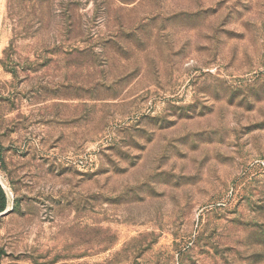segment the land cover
Returning <instances> with one entry per match:
<instances>
[{"label":"rangeland","instance_id":"obj_1","mask_svg":"<svg viewBox=\"0 0 264 264\" xmlns=\"http://www.w3.org/2000/svg\"><path fill=\"white\" fill-rule=\"evenodd\" d=\"M0 264H264V0H0Z\"/></svg>","mask_w":264,"mask_h":264},{"label":"trees","instance_id":"obj_2","mask_svg":"<svg viewBox=\"0 0 264 264\" xmlns=\"http://www.w3.org/2000/svg\"><path fill=\"white\" fill-rule=\"evenodd\" d=\"M2 159V153L0 151V160ZM6 207V195L5 192L0 185V212H2Z\"/></svg>","mask_w":264,"mask_h":264}]
</instances>
